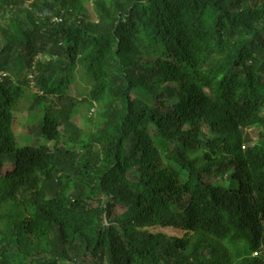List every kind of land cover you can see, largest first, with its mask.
Wrapping results in <instances>:
<instances>
[{
  "label": "trees",
  "instance_id": "1",
  "mask_svg": "<svg viewBox=\"0 0 264 264\" xmlns=\"http://www.w3.org/2000/svg\"><path fill=\"white\" fill-rule=\"evenodd\" d=\"M263 113L264 0H0V264H264Z\"/></svg>",
  "mask_w": 264,
  "mask_h": 264
},
{
  "label": "rangeland",
  "instance_id": "2",
  "mask_svg": "<svg viewBox=\"0 0 264 264\" xmlns=\"http://www.w3.org/2000/svg\"><path fill=\"white\" fill-rule=\"evenodd\" d=\"M90 8H91V5H90ZM37 115H39V112L32 113L30 115V120H33L32 118H34V117L36 118ZM24 117L26 119L27 114H24ZM30 120L26 121V126L25 127H33V126L36 125L34 122H32ZM71 122L79 130H85V128H87V126H88L87 123L83 119L78 118V117L73 119ZM25 127H23V129L21 130L20 138L26 140L27 142H30L31 145H38L40 143L39 137L37 135H28V134L26 135L27 129ZM88 127H90V126H88ZM250 135L253 138V140H256V136L254 134L251 133ZM72 150L74 151L75 149L73 148ZM96 152H97V150L95 149L94 153H96ZM216 184H219V185H221L223 187H229L230 186V179H225L223 177L220 180L216 181ZM101 200L103 202V198ZM92 205H96V203H92ZM121 211H122V208H120V209L118 208V209L114 210V214L115 215L116 214H120ZM157 231H160V230H157ZM163 232H166L167 235H169L170 237H179V236H176L178 233H175V232L170 231V230H164ZM182 236H183V234H182ZM36 257H38V256H36Z\"/></svg>",
  "mask_w": 264,
  "mask_h": 264
},
{
  "label": "clouds",
  "instance_id": "3",
  "mask_svg": "<svg viewBox=\"0 0 264 264\" xmlns=\"http://www.w3.org/2000/svg\"><path fill=\"white\" fill-rule=\"evenodd\" d=\"M225 178V177H224ZM226 179V178H225ZM157 230H160V231H158V232H162L163 234H166L167 235V233L166 232H163L164 230H170V231H173V232H175V233H179V234H177L176 236H179V237H177V238H182L183 236H184V234H185V232L184 231H181V230H178V229H175V228H161V229H157ZM157 230L156 229H150V231L152 232V233H155V232H157ZM182 234H183V236H182ZM167 236H169V235H167ZM170 237V236H169ZM257 256V254L256 253H254V254H252L251 255V257H256Z\"/></svg>",
  "mask_w": 264,
  "mask_h": 264
},
{
  "label": "bare ground",
  "instance_id": "4",
  "mask_svg": "<svg viewBox=\"0 0 264 264\" xmlns=\"http://www.w3.org/2000/svg\"><path fill=\"white\" fill-rule=\"evenodd\" d=\"M179 234V233H178Z\"/></svg>",
  "mask_w": 264,
  "mask_h": 264
}]
</instances>
